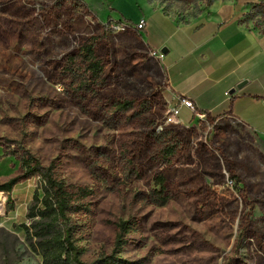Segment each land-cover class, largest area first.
I'll use <instances>...</instances> for the list:
<instances>
[{
  "label": "rangeland",
  "instance_id": "rangeland-1",
  "mask_svg": "<svg viewBox=\"0 0 264 264\" xmlns=\"http://www.w3.org/2000/svg\"><path fill=\"white\" fill-rule=\"evenodd\" d=\"M220 4L264 32V0H0V184L23 173L25 147L68 182L92 186L93 212L73 216L85 264L110 254L264 264V123L196 111L165 123L177 100L160 56L134 29L152 10L198 23ZM91 46L104 70L86 84ZM160 173L172 194L165 205L148 196ZM36 190L38 175L10 200L0 191V264H43L23 228ZM122 220L130 224L118 245Z\"/></svg>",
  "mask_w": 264,
  "mask_h": 264
},
{
  "label": "crops",
  "instance_id": "crops-1",
  "mask_svg": "<svg viewBox=\"0 0 264 264\" xmlns=\"http://www.w3.org/2000/svg\"><path fill=\"white\" fill-rule=\"evenodd\" d=\"M143 18L146 26L140 32L163 54L174 98H189L195 111L207 117L236 120L254 129L255 120L264 123V32L244 25L236 6L217 5L198 23L179 24L160 10L136 22ZM191 112L183 107L181 119Z\"/></svg>",
  "mask_w": 264,
  "mask_h": 264
},
{
  "label": "trees",
  "instance_id": "trees-1",
  "mask_svg": "<svg viewBox=\"0 0 264 264\" xmlns=\"http://www.w3.org/2000/svg\"><path fill=\"white\" fill-rule=\"evenodd\" d=\"M137 32L140 33L138 30ZM88 50L91 55L87 58L85 66L86 73L89 72L86 84L100 79L104 70L102 62L95 57L92 46ZM118 107L123 109L124 104H119ZM18 158L23 173L0 184V191L7 192L10 200L12 189L23 178L34 175L40 177L42 195L38 190L35 191L33 203L27 213L31 223L23 224L30 246L42 256L43 264H85L81 257L82 248L76 243V233L81 230L82 225L73 216L93 212L90 198L95 195V189L89 185L68 182L57 174L54 163L43 164L25 147ZM148 196L151 202L157 205H165L172 198L162 173L156 175L155 187L150 189ZM129 224L130 221L125 220L116 224V244L120 245L123 242ZM139 262L130 261L116 254L106 255L101 259V264Z\"/></svg>",
  "mask_w": 264,
  "mask_h": 264
},
{
  "label": "built area",
  "instance_id": "built-area-1",
  "mask_svg": "<svg viewBox=\"0 0 264 264\" xmlns=\"http://www.w3.org/2000/svg\"><path fill=\"white\" fill-rule=\"evenodd\" d=\"M145 26H146V20L143 18L135 24L134 29L140 31V30H143ZM111 27L116 31H123V30L131 28V26H129V23L124 22V21H119V22L111 21ZM157 54L160 57L163 56L161 52ZM176 100L177 102L169 108V110L167 111L165 115V123H174V122L179 121L181 118V111L183 107H187L191 109L192 112H195L194 104L189 98L183 97V96H177ZM199 115L201 117L205 116L202 113H199ZM229 182L233 184L232 180H230Z\"/></svg>",
  "mask_w": 264,
  "mask_h": 264
},
{
  "label": "water",
  "instance_id": "water-1",
  "mask_svg": "<svg viewBox=\"0 0 264 264\" xmlns=\"http://www.w3.org/2000/svg\"><path fill=\"white\" fill-rule=\"evenodd\" d=\"M244 85V82L240 83V86Z\"/></svg>",
  "mask_w": 264,
  "mask_h": 264
}]
</instances>
